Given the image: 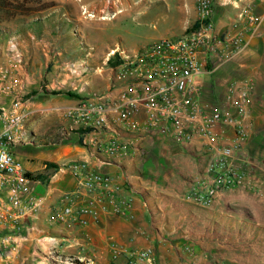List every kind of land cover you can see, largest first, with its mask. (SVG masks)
<instances>
[{
	"label": "crops",
	"instance_id": "0c3cea01",
	"mask_svg": "<svg viewBox=\"0 0 264 264\" xmlns=\"http://www.w3.org/2000/svg\"><path fill=\"white\" fill-rule=\"evenodd\" d=\"M41 1L54 4L25 24V45L20 47L24 72L15 77L25 80L29 117L24 128L33 141L14 149L16 158L36 181L34 194L40 209L36 217L23 222L18 247L0 264H110L114 249H150L155 264H224L222 235L217 231L221 218L199 216L195 213L199 205L188 196L205 166L194 146L117 128L122 139L132 141L133 152L127 157L108 156L98 152L103 134L70 131L65 116L87 93L103 94L109 88L112 73L104 66L109 51L116 47L97 45L100 31L123 26L156 6L174 11L171 21L176 20L175 28L181 35L197 21L195 0ZM114 11L116 15L110 17ZM89 13L94 17L87 16ZM243 13L257 17L255 29L243 30L247 25L245 18L239 17ZM212 20L221 35L241 31L246 46L228 60L225 48L219 47L212 58V70L202 81L203 101L210 106L221 104L229 83H234L236 96L247 91L246 139L241 153L247 180L255 187L245 185L219 193L209 211L243 207L255 213L262 209L257 201L264 206V0H213ZM3 46L0 43V53ZM72 61L85 64L84 77L69 78L66 65ZM0 62L6 63V59L0 57ZM75 82L86 89L83 94L72 89ZM9 104V97L0 98V107ZM230 135L228 131L220 133L225 141ZM72 161H85L107 175L113 191L114 205L105 210L96 207L97 216L89 217L86 226L75 219H53L65 206L76 210L85 204L83 194L73 197L71 203L64 199L76 187L65 168ZM46 164L58 168L47 169ZM39 175H47L48 180L40 181ZM225 220L253 227L252 231L264 226V219L259 218ZM210 225L209 231L206 227ZM124 262L121 256L115 264Z\"/></svg>",
	"mask_w": 264,
	"mask_h": 264
},
{
	"label": "built area",
	"instance_id": "2783aa9c",
	"mask_svg": "<svg viewBox=\"0 0 264 264\" xmlns=\"http://www.w3.org/2000/svg\"><path fill=\"white\" fill-rule=\"evenodd\" d=\"M195 2L196 28H189L174 39L160 38L131 50L116 47L109 51L107 61L115 65L110 69L108 90L103 94L87 93L65 116L70 131L103 134L98 152L108 156L127 157L133 149L132 141L122 139L117 128L194 146L205 166L188 196L193 203L210 207L223 191L245 185L255 187L247 180L241 153L246 139L243 119L247 115V91L241 90L236 96L234 83H229L224 101L210 106L203 101L202 89L203 78L212 70V58L219 47L225 48L228 60L242 52L246 44L241 31L224 35L216 32L213 0ZM115 15L116 11L110 17ZM87 16L94 17L90 13ZM239 17L247 23L244 31L258 26L257 17L251 13ZM3 55L6 63L0 62V98L9 97L10 104L0 107V260L18 247L23 222L36 217L40 209L34 194L36 181L14 154L16 147L33 141L24 128L29 117L25 80L15 79L19 71L24 72L23 53L15 38L6 42ZM66 73L70 79L78 80L86 75L85 64L69 62ZM72 87L78 94L86 91L76 82ZM222 131L231 134L226 141L220 137ZM65 168L76 181L74 191L65 195V201L71 203L73 197L83 194L85 204L76 210L65 206L53 219H75L86 226L89 217L97 216L96 207L105 210L107 205H114L110 178L85 161L69 162ZM114 210L121 212L118 206ZM121 256L124 264H155L150 249H114L110 264Z\"/></svg>",
	"mask_w": 264,
	"mask_h": 264
},
{
	"label": "rangeland",
	"instance_id": "374dc122",
	"mask_svg": "<svg viewBox=\"0 0 264 264\" xmlns=\"http://www.w3.org/2000/svg\"><path fill=\"white\" fill-rule=\"evenodd\" d=\"M53 4V2H43L41 0H0V43H4L2 52L10 38H15L19 48H22L25 45V24L36 19L40 12L50 8ZM173 14V10H160L154 6L145 15L129 19L123 26H107L104 28L99 33L100 42L97 45L131 50L160 38H177L180 33L175 28L176 20L171 21L175 17ZM0 57L5 58L4 55H0ZM106 63L104 69L110 70L112 66L108 64V61ZM257 202H259L262 209L255 213L246 211L243 207L239 209L236 207L232 210L223 208L209 211L210 207L196 206L199 209L195 213H199V216L221 218L220 223L222 226L217 228V231L222 235L220 243L224 264H264V226L254 227V231H252L253 227L225 220L229 217L233 220L234 218L247 219L249 217L264 219V206L260 201ZM212 227L210 225L206 228L209 230ZM244 235L250 236L245 238ZM212 239L214 238L212 237Z\"/></svg>",
	"mask_w": 264,
	"mask_h": 264
},
{
	"label": "trees",
	"instance_id": "16d2710c",
	"mask_svg": "<svg viewBox=\"0 0 264 264\" xmlns=\"http://www.w3.org/2000/svg\"><path fill=\"white\" fill-rule=\"evenodd\" d=\"M196 27H197V23L193 24L191 28H196ZM108 64L111 65V66H114L115 65V62L108 61ZM67 95L68 96H74L72 93H67ZM76 132L79 135H83V134L87 133L86 131H83V130H77ZM80 142H81V140H80ZM46 168L47 169H54V170H56L58 167L55 166V165H53V164H46ZM37 178L40 181H42V182H46L48 180L47 175H39V176H37ZM72 262H74V264H81V263H79V261H72Z\"/></svg>",
	"mask_w": 264,
	"mask_h": 264
}]
</instances>
